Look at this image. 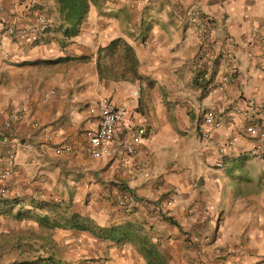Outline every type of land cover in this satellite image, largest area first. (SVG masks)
<instances>
[{
	"label": "crops",
	"instance_id": "crops-1",
	"mask_svg": "<svg viewBox=\"0 0 264 264\" xmlns=\"http://www.w3.org/2000/svg\"><path fill=\"white\" fill-rule=\"evenodd\" d=\"M178 6L214 21L220 54L233 67L222 90L217 76L228 61L196 64V29ZM38 14L50 28L35 42L0 34V173L8 172L0 183L4 198L16 200L0 216L64 204L102 227L140 224L168 264H264V159L252 154L262 139L246 132L264 106V0H94L69 37L56 0H0L1 23L20 28ZM114 41L132 58L120 47L105 55ZM103 97L127 115L111 156L96 159L86 149L97 124L88 108ZM206 112L218 126L203 122ZM12 113L18 118L6 130ZM4 134L16 142L11 163ZM121 140L135 148L126 163ZM116 190L129 212L117 205ZM93 241L110 245L105 264H146L131 244ZM55 243L71 250L38 255L77 259L72 237Z\"/></svg>",
	"mask_w": 264,
	"mask_h": 264
},
{
	"label": "built area",
	"instance_id": "built-area-1",
	"mask_svg": "<svg viewBox=\"0 0 264 264\" xmlns=\"http://www.w3.org/2000/svg\"><path fill=\"white\" fill-rule=\"evenodd\" d=\"M181 18H185L196 29L198 39V52L195 58L196 64L208 63L218 57H222L228 61L224 71L219 72L217 76L216 88L222 90L228 83L230 73L233 67L230 64V55L225 53L220 54V44L213 37L214 21L211 17L203 14L197 7L191 6L190 8H181L178 6L176 11ZM50 28V22L42 15H36L32 23H26L20 28L6 23L0 22V34H12L22 41L35 42L42 33ZM134 95L138 91L133 92ZM25 110V109H23ZM89 113L97 116L96 129L88 137L87 152L90 156L96 159L108 158L111 156V145L118 140L119 126L127 115V110L123 107H117L108 98H100L90 105L88 108ZM258 124L253 123L246 127V132L249 135L256 136L262 139L258 146L252 149L253 156L264 159V106L258 108ZM18 118V113H12L9 119L6 120L2 126L9 130L12 121ZM203 122L208 125L218 126L219 121L214 118L212 112H206L203 117ZM143 129H139L138 133L143 134ZM8 136V137H7ZM207 136V135H206ZM7 137V138H6ZM4 138L10 139V147L7 155L8 162L14 160V149L16 142L9 138L8 134ZM120 162H127L129 158L134 155L135 148L128 140H121L119 142ZM8 175L6 170H2L0 178H5ZM0 195L6 197L8 190L5 186L0 185ZM117 198V205L122 207L125 212H129L126 206L125 199L119 190L115 191Z\"/></svg>",
	"mask_w": 264,
	"mask_h": 264
},
{
	"label": "trees",
	"instance_id": "trees-1",
	"mask_svg": "<svg viewBox=\"0 0 264 264\" xmlns=\"http://www.w3.org/2000/svg\"><path fill=\"white\" fill-rule=\"evenodd\" d=\"M94 0H56L59 5V11L63 18V34L66 37L72 36L79 31V26L84 19L90 3ZM119 41L112 42L106 49L105 55H113L118 52ZM120 47V48H119ZM120 50L124 58H132L129 47L124 46ZM194 82L197 86L205 89L208 82L196 76ZM5 135V134H4ZM16 203L15 199L4 198L0 195V207H10ZM39 208L44 213L32 212L24 207H18L15 211L5 212L17 221H33L39 227L53 229H73L79 232H86L98 241H110L116 245L131 244L136 251L143 257L146 264H168L166 257L160 251L158 246L151 241L140 224L126 222L121 225H112L102 227L97 225L88 217L71 213L67 205L55 203H39ZM170 221L169 219H167ZM12 264H68L56 259L52 255L37 256L33 260H24Z\"/></svg>",
	"mask_w": 264,
	"mask_h": 264
},
{
	"label": "rangeland",
	"instance_id": "rangeland-1",
	"mask_svg": "<svg viewBox=\"0 0 264 264\" xmlns=\"http://www.w3.org/2000/svg\"><path fill=\"white\" fill-rule=\"evenodd\" d=\"M3 179L5 178H0V180ZM0 185L7 188L3 183ZM59 233L62 235L59 236ZM71 237L79 245L77 249L79 253H75L78 260H72L73 262L70 264H105L107 254L104 251L110 245H106L104 242L94 243L89 234L49 231L37 228L31 221H17L5 215L0 216V263L5 259L22 257L23 254H25L24 258L28 259L38 254L46 255L51 250L55 251L57 255L65 257L66 250H71V248H56L55 240L61 238L68 241L71 240ZM95 244H98V247Z\"/></svg>",
	"mask_w": 264,
	"mask_h": 264
}]
</instances>
